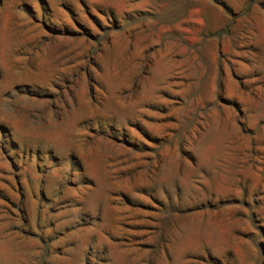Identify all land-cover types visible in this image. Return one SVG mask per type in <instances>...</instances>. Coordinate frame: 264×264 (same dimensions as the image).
<instances>
[{"label": "rangeland", "instance_id": "374dc122", "mask_svg": "<svg viewBox=\"0 0 264 264\" xmlns=\"http://www.w3.org/2000/svg\"><path fill=\"white\" fill-rule=\"evenodd\" d=\"M0 264H264V0H0Z\"/></svg>", "mask_w": 264, "mask_h": 264}]
</instances>
